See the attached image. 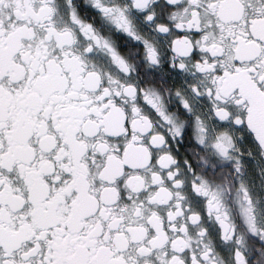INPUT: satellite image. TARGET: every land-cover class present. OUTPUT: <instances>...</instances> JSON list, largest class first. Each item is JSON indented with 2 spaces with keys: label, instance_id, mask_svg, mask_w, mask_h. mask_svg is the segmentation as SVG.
Listing matches in <instances>:
<instances>
[{
  "label": "snow or ice",
  "instance_id": "1",
  "mask_svg": "<svg viewBox=\"0 0 264 264\" xmlns=\"http://www.w3.org/2000/svg\"><path fill=\"white\" fill-rule=\"evenodd\" d=\"M0 264H264V0H0Z\"/></svg>",
  "mask_w": 264,
  "mask_h": 264
}]
</instances>
